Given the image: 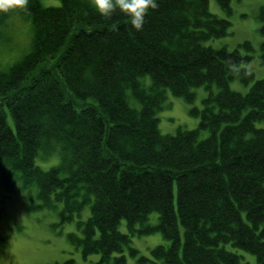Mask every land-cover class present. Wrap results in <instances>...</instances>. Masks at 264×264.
<instances>
[{
	"label": "trees",
	"instance_id": "16d2710c",
	"mask_svg": "<svg viewBox=\"0 0 264 264\" xmlns=\"http://www.w3.org/2000/svg\"><path fill=\"white\" fill-rule=\"evenodd\" d=\"M216 1L232 12L231 0ZM156 5L140 30L119 10L104 18L91 0H28L19 9L33 36L20 60L0 67V183L25 193L30 209L61 203L63 222L90 205L82 238L70 235L100 254L95 264H128L125 247L138 256L122 220L131 235L163 233L170 244L151 254L165 264H252L229 243L264 264V77L248 67L251 54L207 44L231 26L210 0ZM15 10L0 12V36ZM258 16L264 33V5ZM235 78L252 83L247 92L231 87ZM200 86L208 90L201 108ZM167 89L192 105L198 128L161 132ZM204 129L210 135L200 139ZM57 152V165L36 163ZM152 212L156 224L147 222Z\"/></svg>",
	"mask_w": 264,
	"mask_h": 264
},
{
	"label": "rangeland",
	"instance_id": "374dc122",
	"mask_svg": "<svg viewBox=\"0 0 264 264\" xmlns=\"http://www.w3.org/2000/svg\"><path fill=\"white\" fill-rule=\"evenodd\" d=\"M44 5H61V0H42ZM264 5V0H231L232 12H226L216 0H210V9L220 17L231 21L229 34L220 38L207 41L215 47L226 46L229 49L240 48L242 52L252 55L247 64L255 72L256 79L264 77V63L261 61V43L264 41V33L261 32V20L259 9ZM11 19V20H10ZM0 36V67L3 69L20 60L29 50L33 36V26L28 18H24L19 9L15 10ZM251 48L244 47V43ZM146 84H151V77L147 76ZM252 84V83H251ZM242 84L235 78L230 85L233 89L247 92L250 87ZM196 99L194 105L203 106V99L208 95L205 86L194 89ZM217 91V87L214 86ZM129 94L131 92L129 91ZM131 104L137 108L141 105L131 98ZM192 105L183 98L175 96L167 89V99L161 110L158 111L159 129L162 133L175 134L179 129L198 128L200 118L190 114ZM264 127V121L257 122ZM210 135L206 129L201 130L199 138L204 139ZM39 154L36 163L43 169H49L60 161V154ZM34 194V193H33ZM35 196V194H34ZM37 199V197H35ZM29 200L25 193L12 194L0 183V264H54L63 263L67 259H74L78 264H95L100 259L99 253H85L84 245L73 240L71 233L82 238L83 232L79 226L80 221H85L90 214V205L82 209V213L75 212L72 220L63 222L59 203L55 209L39 208L30 209ZM177 209V199H175ZM149 224L159 222L158 212H152L147 221ZM137 227H140V223ZM181 228L183 229L182 225ZM120 229L130 234V245L139 250L138 256H133L128 247L124 253L128 264H165L163 260L152 257L151 250L159 244L168 245L170 241L161 231L152 234L131 233L128 231L126 220H122ZM228 249H235L242 259L252 264H259L256 255L246 250L237 248L230 243ZM139 256H145L149 260L141 263Z\"/></svg>",
	"mask_w": 264,
	"mask_h": 264
},
{
	"label": "clouds",
	"instance_id": "9594fccd",
	"mask_svg": "<svg viewBox=\"0 0 264 264\" xmlns=\"http://www.w3.org/2000/svg\"><path fill=\"white\" fill-rule=\"evenodd\" d=\"M91 4L106 19L119 10L137 30L142 29L148 11L157 6L156 0H91ZM27 5L28 0H0V12L26 9Z\"/></svg>",
	"mask_w": 264,
	"mask_h": 264
}]
</instances>
